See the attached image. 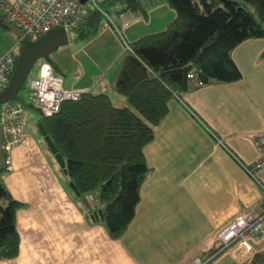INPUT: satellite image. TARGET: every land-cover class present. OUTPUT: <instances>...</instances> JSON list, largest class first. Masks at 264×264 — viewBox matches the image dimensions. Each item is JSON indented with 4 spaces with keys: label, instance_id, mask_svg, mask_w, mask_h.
Here are the masks:
<instances>
[{
    "label": "crops",
    "instance_id": "obj_1",
    "mask_svg": "<svg viewBox=\"0 0 264 264\" xmlns=\"http://www.w3.org/2000/svg\"><path fill=\"white\" fill-rule=\"evenodd\" d=\"M123 8L117 11L119 21L107 12L93 41L114 50L111 64L106 70L85 71L75 62L67 82L69 87L106 93L120 105L127 103L115 91V82L127 38L118 28L128 22L122 31L137 38L140 30L134 25L145 17ZM17 47L18 36L0 24V56ZM263 51L264 37L242 42L232 53L243 72L241 80L186 90L170 100L168 114L145 146L153 169L142 184L136 216L120 238L111 237L104 218L94 214L103 211L94 193L80 196L67 172L47 156L31 161L30 151L46 141L27 131L12 151L13 170L3 178L23 203L16 213L19 254L0 259V264H188L203 256L207 264H223L224 253L235 264L262 262L264 239L253 240L254 257L240 262L228 251L219 252V232L262 204L260 186L240 161L256 159L254 139L264 131Z\"/></svg>",
    "mask_w": 264,
    "mask_h": 264
},
{
    "label": "trees",
    "instance_id": "obj_2",
    "mask_svg": "<svg viewBox=\"0 0 264 264\" xmlns=\"http://www.w3.org/2000/svg\"><path fill=\"white\" fill-rule=\"evenodd\" d=\"M121 1L123 11L146 16L143 0ZM165 1L176 11L175 18L164 30L130 42L132 50L121 59L115 91L131 106L116 104L106 93L85 91L77 101H64L59 113L40 118L80 196H97L113 238H120L136 216L142 184L153 169L145 146L168 114L170 100L187 90L190 69L198 68L205 82L235 83L243 72L232 56L234 49L248 39L264 37V0ZM103 18L100 10L92 9L73 31L80 38L95 35ZM0 24L8 27L2 18ZM22 45L20 41V51ZM49 62L60 73L52 58ZM22 206L0 174V259L19 254L16 213Z\"/></svg>",
    "mask_w": 264,
    "mask_h": 264
},
{
    "label": "built area",
    "instance_id": "obj_3",
    "mask_svg": "<svg viewBox=\"0 0 264 264\" xmlns=\"http://www.w3.org/2000/svg\"><path fill=\"white\" fill-rule=\"evenodd\" d=\"M108 0H0V18L24 31L31 39H38L44 33L57 27H64L70 32L80 27L89 17L92 9L100 10L107 16L102 3ZM128 25L125 22L124 28ZM122 28L118 32L122 33ZM19 41H21L19 39ZM125 50H132L124 40ZM17 48H11L0 56V91L9 83L17 65ZM215 79L205 82L196 67L187 75V91H193L208 84L216 83ZM35 107L45 116H52L61 110L67 100H79L84 89L67 87L64 77L57 73L52 64L43 59L37 76L31 81ZM0 124L3 129L2 149L4 165L2 178L13 170L12 151L27 134L28 115L24 103L18 98L0 104ZM254 146L256 159L251 163L240 164L245 172L261 188V206L241 213L219 232L220 251L230 252L238 261H244L254 252L253 240L264 239V131L256 134ZM202 257H195L188 264H207Z\"/></svg>",
    "mask_w": 264,
    "mask_h": 264
},
{
    "label": "rangeland",
    "instance_id": "obj_4",
    "mask_svg": "<svg viewBox=\"0 0 264 264\" xmlns=\"http://www.w3.org/2000/svg\"><path fill=\"white\" fill-rule=\"evenodd\" d=\"M164 1L159 2L156 5H153V4L147 5V3L151 2V0H143L144 4H146L145 9L147 12V17L142 14L143 16H145L142 20V24L134 25L135 29L140 30L139 36H142L147 33L164 30L167 27V25L175 18L176 11L172 7H170L167 2H164ZM102 6L105 10L111 13L115 21H119L117 17V11L121 10V8L125 6V4L122 3L121 0H108L105 3H102ZM104 18L105 20H107V16ZM69 33H70L69 34L70 41L67 44L55 50L51 55V58L53 59V61H55V63L58 66H60V70L64 77V84L67 87H69L67 84L68 78L73 76V73L75 71L74 69L75 62H77L79 68H82L85 71H92V70L95 71L98 69L106 70L107 65L111 64L110 59L114 54V50H111L110 48L102 49L101 46L97 44L98 42H93V41H96L94 40V39H97L96 37H99L98 32L95 35H91L88 38L78 37L76 35L77 32H74L73 30H71ZM122 35L124 38H127V41L129 43L133 42L136 39V37L135 38L130 37L126 32H124V30L122 31ZM88 41H90V45L88 44V46H85L84 43ZM119 43H121L122 48H123V43L121 40H119ZM16 50H17V53L18 52L20 53V47H17ZM125 52H127V50ZM41 63H42L41 59L36 62L35 66L33 67L30 74L28 75L24 83V86L20 90L19 95H18V99L24 103L26 112L28 115V128H27L28 130L27 131H30L29 133L33 134L37 139H39L40 136L42 135L38 127V123H39V119L43 117V114L38 108L35 107V98H34V95H32L31 81L37 76ZM118 95L126 99L123 95L119 93ZM113 100L118 105L122 104L120 100L118 101V100H115L114 98ZM127 103H128V106H131L129 102ZM44 143L43 145L40 146L42 149L40 148V149H34L30 151L29 156L31 158V161L32 162L45 161L46 156H47L48 158H50V161L52 163L55 162L57 166L58 163L56 159L54 158L53 153L51 152L48 144L46 142ZM90 194H93V193H90ZM223 256L225 259V263L223 264H235V261L233 260L230 254L224 253ZM249 257L250 259L253 258L254 254L252 253V255ZM203 259L207 261L206 256H203ZM257 262H258V259H257ZM262 262H264V256H263ZM212 263L217 264V262H212ZM253 264H256V262L254 261Z\"/></svg>",
    "mask_w": 264,
    "mask_h": 264
},
{
    "label": "water",
    "instance_id": "obj_5",
    "mask_svg": "<svg viewBox=\"0 0 264 264\" xmlns=\"http://www.w3.org/2000/svg\"><path fill=\"white\" fill-rule=\"evenodd\" d=\"M84 2L86 0H83ZM8 28L15 33L22 42V49L20 51L16 68L10 78L8 85L0 91V104L8 101L15 100L18 98L20 90L23 88L24 83L30 74L31 70L35 66L38 60H51L52 53L60 48L61 46L67 44L70 41V33L64 27H57L51 29L50 31L44 33L38 39H31L24 34V31L18 27L13 26L12 24L7 25ZM192 66V63L189 64ZM38 127L45 138L46 143L48 144L50 150L55 156L56 161L66 171V161L61 152L58 151V148L46 130L42 121L39 122ZM2 137L3 129L0 124V173L2 172L4 165V154L2 149ZM67 172V171H66ZM76 189L75 185H73ZM77 191V189H76ZM94 214L102 216L104 214L102 210L96 211Z\"/></svg>",
    "mask_w": 264,
    "mask_h": 264
},
{
    "label": "bare ground",
    "instance_id": "obj_6",
    "mask_svg": "<svg viewBox=\"0 0 264 264\" xmlns=\"http://www.w3.org/2000/svg\"><path fill=\"white\" fill-rule=\"evenodd\" d=\"M43 60V59H42Z\"/></svg>",
    "mask_w": 264,
    "mask_h": 264
},
{
    "label": "clouds",
    "instance_id": "obj_7",
    "mask_svg": "<svg viewBox=\"0 0 264 264\" xmlns=\"http://www.w3.org/2000/svg\"><path fill=\"white\" fill-rule=\"evenodd\" d=\"M48 61V60H47Z\"/></svg>",
    "mask_w": 264,
    "mask_h": 264
}]
</instances>
